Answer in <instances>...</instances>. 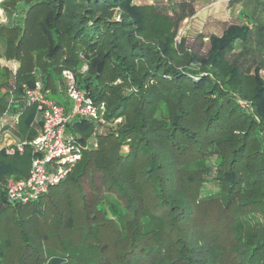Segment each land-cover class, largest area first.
<instances>
[{"label":"trees","instance_id":"16d2710c","mask_svg":"<svg viewBox=\"0 0 264 264\" xmlns=\"http://www.w3.org/2000/svg\"><path fill=\"white\" fill-rule=\"evenodd\" d=\"M18 1L27 6L20 23L6 26L13 36H0L3 56L18 62L0 94V114L8 107L18 115L15 134L30 141L41 128L23 98L33 68L42 91L61 96L60 71L72 69L78 87L105 103L107 121L121 120L115 132L101 126L98 147L27 204L9 202L5 182L27 176L31 146L11 155L0 149V262L222 264L215 237L197 227L201 187L211 176L225 206L252 207L228 224V264H264V21L239 9L219 33L195 34L207 40L198 54L184 37L175 40L193 0L172 3V14L134 0L0 4ZM37 18L47 51L29 61L22 53ZM60 103L69 106L66 97ZM92 128L78 119L68 126L83 141Z\"/></svg>","mask_w":264,"mask_h":264},{"label":"built area","instance_id":"2783aa9c","mask_svg":"<svg viewBox=\"0 0 264 264\" xmlns=\"http://www.w3.org/2000/svg\"><path fill=\"white\" fill-rule=\"evenodd\" d=\"M86 69L82 65L81 71ZM16 68H12L14 74ZM61 83L58 88L63 92L69 106L66 108L57 100L48 98V91H42V81L36 76L32 86H24L23 98L27 105L36 108L35 119L41 120L38 134L30 141L18 140L7 143L5 153L22 152L30 145L33 157L27 176L22 178L7 177L5 193L12 203L27 204L35 202L49 188L63 181L82 157L83 152L98 147V127L106 124V107L104 102H95L92 97L78 87L75 72L70 68L60 71ZM74 119L92 123L94 130L84 141L79 132H73L68 126ZM117 118L115 121H120ZM18 115H15V123ZM99 128V129H100Z\"/></svg>","mask_w":264,"mask_h":264},{"label":"rangeland","instance_id":"374dc122","mask_svg":"<svg viewBox=\"0 0 264 264\" xmlns=\"http://www.w3.org/2000/svg\"><path fill=\"white\" fill-rule=\"evenodd\" d=\"M1 1L2 0H0V2ZM182 1L188 2L190 0H134L136 4H156L168 14H172L171 7L173 4ZM192 2L195 10L194 14L179 22L175 40L176 43H178L180 38L184 37L186 39L185 45L191 48V45L194 44L193 48L198 54L205 53L207 40L206 38L195 40V34L199 31L204 34H208L209 32L219 33L224 25L223 23L225 21L234 20L239 9L250 12L251 14L255 13L257 14V18L264 21V0H236L235 2L231 0H193ZM26 7L27 6L22 1L16 2L15 7L8 6L7 9H4L0 4V36L9 32L6 29V26H10L9 23H11V25H18L20 23L22 19L21 16ZM34 12L37 11L35 10ZM36 15H38V17L40 16L39 13H36ZM38 20L39 18L31 21L30 29L26 32V38L28 37L29 39L31 37L29 41L31 47L29 51L25 49L22 54L23 56L26 55L29 61L30 59L34 60L36 58L42 59L43 53L47 51L48 42L39 32ZM9 35L13 36V33L10 34L9 32ZM4 52L5 46L0 40V94L4 91V88L1 87L2 84L13 75L11 72V65H9V63L4 65V63L8 61L12 63L16 62V69L18 67V62L16 60H13V58L7 59L3 56ZM33 69L35 70V75L39 76L38 70L35 68ZM262 75H264V71H262ZM48 98L51 100L58 99L59 101L63 99L60 94L54 93H48ZM9 105H11V94H9L7 98V106ZM4 113L5 111L0 114V117L3 116ZM115 120L107 121L106 119L107 122L103 126L110 132H115L118 122H120ZM99 128L100 126L98 130ZM93 130L94 127L91 130V134H93ZM91 134L89 136H91ZM120 150L124 153L127 152V145L122 144ZM95 183H99L97 175H95ZM216 184L217 183L211 179V176H208L201 187L202 194L200 195V199L204 200L200 202L197 209V227L198 230L205 235L210 234L215 237V241L220 249L221 258L223 259L222 264H228L234 254L232 250L233 235L228 224L235 215L251 212L252 207L240 208L232 204L225 206L223 200H221ZM47 245L54 247L56 245L55 239L50 237L47 240ZM0 264H3V262H0Z\"/></svg>","mask_w":264,"mask_h":264},{"label":"crops","instance_id":"0c3cea01","mask_svg":"<svg viewBox=\"0 0 264 264\" xmlns=\"http://www.w3.org/2000/svg\"><path fill=\"white\" fill-rule=\"evenodd\" d=\"M11 65V68H16L17 63L16 62H6L4 65L8 64ZM63 98H65V95L62 94ZM59 101L58 99H56ZM61 102V101H59ZM15 115L11 114L10 110L7 108L5 110V113L3 116L0 117V149L4 148L7 143H14L20 138L15 134L14 128L16 126L15 123Z\"/></svg>","mask_w":264,"mask_h":264}]
</instances>
